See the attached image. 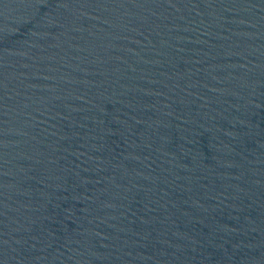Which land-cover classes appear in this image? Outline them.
Returning <instances> with one entry per match:
<instances>
[{
  "label": "water",
  "instance_id": "1",
  "mask_svg": "<svg viewBox=\"0 0 264 264\" xmlns=\"http://www.w3.org/2000/svg\"><path fill=\"white\" fill-rule=\"evenodd\" d=\"M0 264H264V0H0Z\"/></svg>",
  "mask_w": 264,
  "mask_h": 264
}]
</instances>
